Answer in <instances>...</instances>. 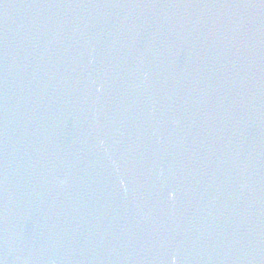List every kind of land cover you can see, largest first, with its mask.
<instances>
[{"label":"water","instance_id":"1","mask_svg":"<svg viewBox=\"0 0 264 264\" xmlns=\"http://www.w3.org/2000/svg\"><path fill=\"white\" fill-rule=\"evenodd\" d=\"M0 264H264V0H0Z\"/></svg>","mask_w":264,"mask_h":264}]
</instances>
